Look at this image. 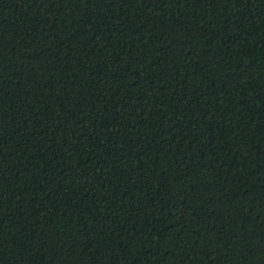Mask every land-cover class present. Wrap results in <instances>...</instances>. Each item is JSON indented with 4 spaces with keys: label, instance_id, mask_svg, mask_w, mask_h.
Instances as JSON below:
<instances>
[{
    "label": "trees",
    "instance_id": "1",
    "mask_svg": "<svg viewBox=\"0 0 264 264\" xmlns=\"http://www.w3.org/2000/svg\"><path fill=\"white\" fill-rule=\"evenodd\" d=\"M0 264H264V0H0Z\"/></svg>",
    "mask_w": 264,
    "mask_h": 264
}]
</instances>
